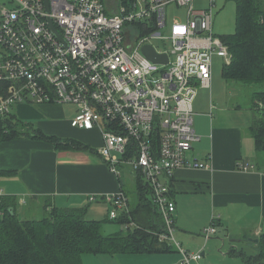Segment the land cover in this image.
<instances>
[{
  "label": "built area",
  "instance_id": "2783aa9c",
  "mask_svg": "<svg viewBox=\"0 0 264 264\" xmlns=\"http://www.w3.org/2000/svg\"><path fill=\"white\" fill-rule=\"evenodd\" d=\"M12 2L0 13V45L7 52L0 57V117L22 102L74 106L71 126L99 128L100 154L121 183L105 196L109 217L130 213L125 174L141 178L164 218L160 241L177 248L181 264L199 263L203 252L175 238L169 183L179 168L212 167L191 152L201 140L194 104L200 88L212 87V55L225 64L233 58L224 35L214 32L216 0L208 8L195 0H128L115 12L105 0ZM173 3L187 8L185 20L174 15L169 23ZM155 39L168 47L159 49ZM146 45L166 54L167 62L152 61ZM253 167L238 162L239 169ZM217 232L212 222L203 236L207 241Z\"/></svg>",
  "mask_w": 264,
  "mask_h": 264
},
{
  "label": "crops",
  "instance_id": "0c3cea01",
  "mask_svg": "<svg viewBox=\"0 0 264 264\" xmlns=\"http://www.w3.org/2000/svg\"><path fill=\"white\" fill-rule=\"evenodd\" d=\"M122 2L105 0L111 12ZM64 106L30 102L14 106L19 120L33 123L60 141L56 144L25 136L0 144V217L8 204H14V213L23 220L43 219L54 208L66 207H86L87 216L93 219H104L109 214L111 204L105 196L118 191L121 183L100 154L104 143L101 131L71 126L75 114L64 117ZM212 106L205 114L210 124L204 126L202 134L197 133L201 140L191 152V156L208 161L212 167L179 168L169 183L177 206L174 235L184 248L203 252L202 260L194 264H248L238 252L257 255L248 254L247 245H258L248 239L264 234V160L258 157L250 132L252 117L230 124L224 115L215 119ZM67 142L82 146L68 147ZM238 162L254 167L242 170ZM91 195L98 199L90 201ZM213 221L218 232L206 241L203 230ZM212 238L216 239L212 245L222 252L206 256ZM154 254L167 255L165 259L180 255L175 246L169 252Z\"/></svg>",
  "mask_w": 264,
  "mask_h": 264
},
{
  "label": "trees",
  "instance_id": "16d2710c",
  "mask_svg": "<svg viewBox=\"0 0 264 264\" xmlns=\"http://www.w3.org/2000/svg\"><path fill=\"white\" fill-rule=\"evenodd\" d=\"M236 4V31L223 36L233 56L232 62L224 65L223 76L227 81L264 86V0H236ZM255 93L262 106H254L251 131L256 139L257 152H262L264 87ZM25 136L56 144L60 141L33 123L19 120L14 112L0 117V144ZM73 145L82 146L78 142L66 143L68 147ZM135 180L140 196L136 209L133 211L131 208L130 213L117 219L110 218L109 214L104 219L88 218L86 207H66L54 208L43 219L23 220L14 213V204L4 206L6 211L0 217V264H83L82 256L86 253L169 252L174 246L159 239L165 222L153 202V191L141 178ZM169 193L173 198L171 189ZM109 220L119 223L122 228L116 233L106 234L103 225ZM258 246L259 252L255 256L237 252L248 264L264 263V234L259 237Z\"/></svg>",
  "mask_w": 264,
  "mask_h": 264
},
{
  "label": "rangeland",
  "instance_id": "374dc122",
  "mask_svg": "<svg viewBox=\"0 0 264 264\" xmlns=\"http://www.w3.org/2000/svg\"><path fill=\"white\" fill-rule=\"evenodd\" d=\"M195 4L199 8H208L209 0H195ZM13 5L12 0H0V13L3 8H11ZM168 10L169 23L174 15H176L181 21L185 20L187 12L186 7H180L173 3L169 6ZM214 14V32L216 34L230 35L235 33L237 20L236 0H216ZM153 42L159 49H165L168 47V44L164 45L161 39H155ZM3 54H7V52L4 47L0 45V57ZM224 65L225 59L222 56L217 54L212 55V87L210 89L200 88L194 104V126L198 134H202L204 126H206L207 123L208 125L210 124V117L205 115L206 113L211 112L210 104H214V106H212L214 118L218 120L224 115L225 121H231L230 124L236 119L247 120L248 117H252L253 122L255 115L254 106H262V103L259 101V97L256 96L255 92L262 90L264 86L254 84L246 85L237 81H227L223 76ZM211 99L213 100L212 102ZM63 108V115L66 118H71L76 113V109L72 105L66 104ZM233 118L235 119L233 120ZM250 132L252 134L251 128ZM257 153L258 157L264 160V151ZM135 181L136 180L133 177L125 174L124 188L129 195V202L133 211L136 209L137 201L140 197ZM100 216L103 217L105 215L100 214ZM88 218L90 217L88 216ZM121 228L122 226L119 223L112 220L105 222L103 225V230L106 234L116 233ZM214 240L216 239L212 238L206 247V256L210 254L219 255L222 252L219 247L212 245L211 242ZM186 248L190 249V251H196L190 246H187ZM247 249L249 251L248 254H257L259 252L257 244L252 243L247 245ZM166 256L167 255L164 254L149 255L118 253L112 255L86 253L82 256V260L83 264H166L168 263L167 260L172 261L173 263L175 262V264H181L179 256L169 255L170 257L165 259Z\"/></svg>",
  "mask_w": 264,
  "mask_h": 264
},
{
  "label": "water",
  "instance_id": "95a60500",
  "mask_svg": "<svg viewBox=\"0 0 264 264\" xmlns=\"http://www.w3.org/2000/svg\"><path fill=\"white\" fill-rule=\"evenodd\" d=\"M144 52L154 62H167L168 60V56L166 54H159L151 45H146L144 47ZM248 240L254 243H259V238L250 237Z\"/></svg>",
  "mask_w": 264,
  "mask_h": 264
}]
</instances>
